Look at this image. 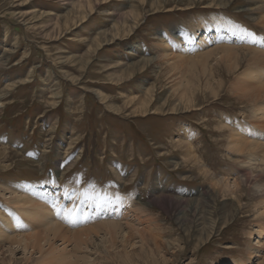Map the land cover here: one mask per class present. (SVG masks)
I'll use <instances>...</instances> for the list:
<instances>
[{
  "label": "rangeland",
  "instance_id": "1",
  "mask_svg": "<svg viewBox=\"0 0 264 264\" xmlns=\"http://www.w3.org/2000/svg\"><path fill=\"white\" fill-rule=\"evenodd\" d=\"M259 1L0 0V213L11 221L6 197L30 184L46 183L52 191L68 185L93 199L110 192L146 210L144 245L124 228L128 235L109 243L98 218L60 222L69 238L53 242L66 241L75 264L264 262L254 232L264 150L252 148L264 147V129L250 122L252 107L264 100L236 89L240 71L228 74L221 62L209 59L203 68L192 56L185 64L158 57L160 43L176 44L178 28L194 29L212 15L260 42ZM238 56L243 71L246 56ZM233 130L245 139L240 151L229 149ZM225 179L240 187L224 193ZM6 240L0 264H37L22 262L19 250L11 255Z\"/></svg>",
  "mask_w": 264,
  "mask_h": 264
},
{
  "label": "bare ground",
  "instance_id": "2",
  "mask_svg": "<svg viewBox=\"0 0 264 264\" xmlns=\"http://www.w3.org/2000/svg\"><path fill=\"white\" fill-rule=\"evenodd\" d=\"M95 1L98 2V0H95ZM216 1L220 4L222 2L224 4L225 3L229 4V2H231V0H216ZM259 3H260V6L258 7V9L264 11L263 1H259ZM257 4H254V6ZM87 7H88V4H87ZM256 10H255V13H258L259 11L256 12ZM251 12H252V10H251ZM83 18H85V17H83ZM207 19L208 20L198 19V21L194 25V29L192 28L189 30H184L183 28H181V29L178 28L176 30V44L174 46L170 47V46H168V43L166 41L160 43L159 49H160L161 55H159L158 57L159 58L162 57L165 59L166 58L167 59H171V58L174 59V57H176V58H178V60H181L184 63V61H183L184 59L186 62V60H187L186 58H188V57L191 58V56H192V57L196 58L195 60L193 59L194 61H192V62L195 64L198 62L203 68L208 67V64H209L208 61H210L209 59H213V61H215L216 64H219V62H221L225 65V67H227L226 71L229 72L228 74H235V72L240 71V73H238L235 76V77H237V79L235 78L236 82L237 83L239 82V84H240L239 86H237L238 88H236V89H239V91H241L240 89H242L243 92L245 90L247 93H250L251 96L253 95L252 97H254V100H255V97L264 100V39L262 38V39H260V42H256V40L258 38H256V36L252 32L246 30L244 27H242L240 25L234 24L233 22L228 23L227 20L226 19L223 20L222 17L212 15V16L207 17ZM259 21H261V20H259ZM262 21L264 22V20H262ZM116 33H118V32H116ZM179 35H182V36H180V38H179L178 37ZM114 38H117L116 35ZM160 41H162V40H160ZM234 44H238L239 46L243 45L242 47H244L245 49H240L238 47L235 48V47H233ZM252 45H255L256 47H254V48L250 47ZM100 46H101V44H100ZM241 52H243V55L246 56V61H247V64L244 67L243 71H242L243 67L241 66V62H239L240 61V58H239L240 55L238 56V54ZM182 56H184V57H182ZM191 60L192 59H190V61ZM170 61H168V62H170ZM174 61H175V59H174ZM177 63H178V61H177ZM210 65H211V63H210ZM197 71H195V72H197ZM206 71H207V69H206ZM199 75H200V73H199ZM202 75H204V73ZM197 78H199V76ZM236 82H235V85H238ZM220 84H221V82H220ZM232 87H236V86H232ZM217 88H219V87H217ZM239 91L237 90L238 94H239ZM235 92H236V90H235ZM230 93H231V91H230ZM239 96H240V94H239ZM251 96H248V98ZM246 97L247 96H245L244 98H246ZM244 98L241 99L242 102H243ZM261 101L258 102V100H257L256 103H259V104H255L252 107V109H251V121L250 122H254L253 124L256 123L255 125L259 126L260 129L261 128L264 129V101H262V102ZM252 103H253V101H252ZM252 103L250 104V102H249L250 105H253ZM245 126H247V125H245ZM221 129H223V128H221ZM242 129H240V130H242L243 132L246 131V130H244L243 127H242ZM234 131L235 130H233V132ZM256 131H257V129H256ZM240 137H241V135H240ZM240 137H239L238 133H235V132H234V134L231 135V140L228 143L230 151L234 152V151L242 150V145H243V142L245 141V139H241ZM236 138H238V139L236 140ZM240 139L243 140V142H241ZM262 142H263V140H262ZM246 143H247V141H246ZM252 148L253 149L257 148V150H260V151L264 150L263 146L253 145ZM257 152H259V151H257ZM254 154H253V156H255ZM249 155H251V154H249ZM259 156H261V158H262L260 160L261 164L264 165V153L263 154L259 153ZM260 184L261 183H257L256 186H258ZM239 187H240V183L235 179H232L231 181H229L228 179L221 181V190H223L224 193L225 192L227 193V191L232 193L233 191L237 190ZM50 188H53V187L50 186L49 184H46V183L25 185V186H22L20 189L17 188L16 191L15 190L10 191V193H9L10 195L8 197H6V204L3 207L6 210H9L10 212L14 211L11 214V218L13 219V221L11 218H10V220L12 222L8 221L0 213V242L3 240L5 241V239H7L6 240V242L8 244L7 248H8L11 255L14 254L15 250L21 251V254L23 257L22 262H29L33 258V259H35L37 264H75L76 261L74 262L73 258L71 257L72 254L69 255L70 250H69V253H67V249H68L66 247L67 245L66 246L64 245V244H66V241L63 244L61 243L62 245H57L56 243L53 242L52 238L59 237L60 235L64 234V232H66L64 229L62 230V228H61L62 225L60 222H63L64 224L75 225V224H83L89 218H95V220L98 218V219L102 220L101 223L100 222L99 223L104 225L103 228L101 227V229H105V232L108 235L107 240L109 243L114 241V239L118 235L119 236L121 235V237L125 238L127 232L123 233L122 228H124V230L129 229L131 233L133 232V234H135L136 236H139V238L142 242V245H144L143 244V236H142V231H143L142 226L147 224V222L149 220H147L148 217L145 216L146 210H144L143 207H138V206L134 207L132 202L127 201L126 198H124L123 196L119 197L115 194H111L110 192H104L101 195L99 194L96 197H94V199H93V198L88 197L89 194H83L81 196L80 192L77 189H72L68 185L63 186L57 190L53 189V191ZM217 188H219V187H217ZM50 192H52V194H50ZM67 197L72 198V199L67 204L62 203V199L67 198ZM235 197H237V196H235ZM263 198H261L260 200L258 199V201H257L258 205L256 203L254 205L255 215H256V218L259 220L258 226L254 231L255 235L258 239L257 243H259V246L261 245L259 249H263V247H264V199ZM75 200H78L77 203L75 202ZM108 218H110L111 220H113V219H117V220L116 221H114V220L109 221V220H107ZM150 222L152 223V221H150ZM20 223H22V225H20ZM96 225H98V224H96ZM151 225L152 224H150V226ZM90 226H87V227H90ZM120 226H121L122 230L119 229ZM154 226H156V225H154ZM18 227L22 228L21 232H19L16 229ZM94 228H96V226L92 227V229H91L92 231L90 230L92 233H94V231H93ZM86 229L87 228H85V230H83V231L86 232ZM117 229H118V232H117ZM30 230H33L31 232L33 234H27V233L23 234L24 232L30 231ZM80 230H81V228H80ZM144 230H145V226H144ZM71 231H73V230H71ZM90 231H88V232H90ZM88 232H86V233H88ZM96 232H97V230L95 231V233ZM146 232L148 233V231H146ZM42 233H43V236H42ZM86 233H84V234H86ZM90 233L87 234L86 237L84 235L82 236L83 233H81V235L80 234H78V235L80 237L82 236L81 238H83V237L87 238L90 236ZM133 234H131V236ZM251 235L252 234H250V236ZM71 236H73V235H71ZM154 236H155V234H154ZM127 237L130 238V236H127ZM62 238H69V237H65L62 235ZM146 238L148 239V236ZM157 238H158V236H156V239ZM156 239H154L153 241L156 242ZM158 239H160V238H158ZM42 240H43V243H41ZM71 240L73 241V239H71ZM160 240H157V241H160ZM83 241L84 240L77 239V243H78L77 245H79V243H84ZM122 241H124V240H122ZM141 242H140V244H141ZM156 243H158V242H156ZM156 243H155V245H157ZM75 245H76V242H75ZM137 245H138V243H137ZM147 245H145V246H147ZM113 246H114V244H113ZM134 246H135V243H132L128 246L130 248V251H131V249H133V250L135 249ZM160 246H161V244H160ZM68 247H70L69 242H68ZM86 248H87V246H86ZM124 248H123V250H125ZM130 251L127 253L128 255H129V253H131ZM137 251H139V250H137ZM77 252H78V249H77ZM256 252H258V251H256ZM120 255H121V253H120ZM130 258H131V256H130ZM77 261H78V259H77ZM263 263L264 262H262L261 264H263Z\"/></svg>",
  "mask_w": 264,
  "mask_h": 264
}]
</instances>
